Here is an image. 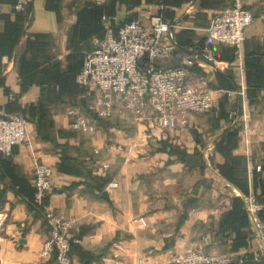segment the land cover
<instances>
[{"label": "crops", "instance_id": "obj_1", "mask_svg": "<svg viewBox=\"0 0 264 264\" xmlns=\"http://www.w3.org/2000/svg\"><path fill=\"white\" fill-rule=\"evenodd\" d=\"M232 1L29 0L18 11L16 0H0V114L22 116L28 131L0 154V264L52 263L41 254L48 211L74 220L71 264H174L189 249L264 264L252 259L259 243L247 208L254 196L264 221V0H242L253 21L240 58L218 41L210 62L197 54L211 17ZM150 7L176 23V53L156 63L180 66L196 52L193 74L215 107L175 128L122 110L91 133L72 128L68 108L94 114L95 94L75 75L103 36V17ZM36 158L52 168L41 208L32 203Z\"/></svg>", "mask_w": 264, "mask_h": 264}, {"label": "built area", "instance_id": "obj_2", "mask_svg": "<svg viewBox=\"0 0 264 264\" xmlns=\"http://www.w3.org/2000/svg\"><path fill=\"white\" fill-rule=\"evenodd\" d=\"M27 1L16 0L14 8L23 10ZM252 21V11L244 7L242 0H233L211 17L205 28L208 43L197 53L198 57L211 61L208 51L211 41L230 44L240 55L245 29ZM103 22L104 35L83 53L82 67L76 76L80 88L95 94L96 120L114 107L123 106L139 115L149 112L157 126L172 128L184 126L189 113H203L210 109V91L205 86L204 77L192 71L197 54L183 58L180 66L166 67L156 63L158 59L176 53L170 36L175 22L164 19L153 7L141 10L135 18L114 20L103 17ZM67 113L73 116L72 128L88 133L95 130L94 124L77 109L68 108ZM26 140V122L22 117L0 114V154H10L15 145ZM33 161L32 203L39 208L51 191L52 170L37 158ZM247 208L253 235L259 243L252 259L264 263V221L258 217L260 207L254 196H248ZM45 216L50 229L42 242V256H52L51 264H71L72 245L78 242L74 220L50 211ZM229 261L226 256L199 249H189L173 258L174 264H227Z\"/></svg>", "mask_w": 264, "mask_h": 264}, {"label": "rangeland", "instance_id": "obj_3", "mask_svg": "<svg viewBox=\"0 0 264 264\" xmlns=\"http://www.w3.org/2000/svg\"><path fill=\"white\" fill-rule=\"evenodd\" d=\"M28 2H29V0L26 2V4L24 5V9H25V7L28 5ZM18 11H21V10H18ZM104 28V27H103ZM104 35V34H103ZM103 37V36H102ZM101 37V38H102ZM101 38H99V39H101ZM98 39V40H99ZM206 39H207V35H206ZM208 43V39H207V41L205 42L204 41V43L201 45V46H199V49H197V53H200V51L203 49V47H204V45H205V47L207 46L206 44ZM93 46V45H92ZM92 48V47H91ZM91 48H89L88 50H90ZM88 50H86V51H88ZM233 50H234V52H235V55H236V57L237 58H240L241 57V54L239 55L238 54V52H237V50L233 47ZM86 51H84V52H86ZM209 51V53H211V49H209L208 50ZM83 52V53H84ZM195 52V51H194ZM83 53H82V57H83ZM195 54H196V52H195ZM162 66H164V65H162ZM81 67H82V58H81V63H80V67H79V69L77 70V72H76V75H75V82H76V76H77V74H78V72H79V70L81 69ZM167 67V66H166ZM202 75V74H201ZM203 76V75H202ZM80 88V87H79ZM81 90H83L82 88H81ZM211 103V102H210ZM211 105V107H210V109L211 108H213V107H215L214 105H212V104H210ZM70 108H74V107H70ZM76 109V108H75ZM117 110H122V111H125V112H130L131 114H134V116L136 117V118H139L140 120H142L141 118H144V117H148V118H150L151 120L153 119V115L152 114H150L149 112H144V114H141V115H139V114H136L133 110H131V109H128V108H126V107H123V106H118V107H114L113 108V110L112 111H110V113H108L107 115H105V116H103V117H101V118H99L98 120H96L95 119V117L94 116H90V115H86V114H83V113H81V114H83V115H85V116H87L88 117V119H89V121L91 122V123H93L94 124V128H95V130H96V127L98 126L97 124L98 123H100L102 120H104V119H107V118H109L110 116H111V114H113L115 111H117ZM122 111H118V112H122ZM79 112V111H78ZM193 113V112H192ZM190 114V113H189ZM189 114L187 115V118H186V123H187V121H188V116H189ZM11 115H14V114H11ZM95 115V114H94ZM9 116V115H8ZM20 117H22V116H20ZM23 118V117H22ZM24 119V118H23ZM25 120V119H24ZM25 122H26V120H25ZM155 123V122H154ZM155 125H156V123H155ZM186 125V124H185ZM157 126V125H156ZM159 127V126H158ZM177 127V126H176ZM172 128H175V127H172ZM26 130H27V122H26ZM76 130H79V129H76ZM94 130V131H95ZM79 131H81V132H83L82 130H79ZM84 133H88V132H84ZM89 133H91V132H89ZM27 136H28V131H27ZM27 141V140H26ZM25 141V142H26ZM24 142V143H25ZM24 143H20V144H17V145H21V144H24ZM17 145H15V146H17ZM130 147V146H129ZM131 149H132V146H131ZM131 149H129L128 148V151H130ZM33 162L34 161H32V165H33ZM104 165L105 164H103V167H104ZM50 166V165H49ZM107 167H108V164H107ZM50 168H51V166H50ZM105 168V167H104ZM51 170H52V168H51Z\"/></svg>", "mask_w": 264, "mask_h": 264}, {"label": "water", "instance_id": "obj_4", "mask_svg": "<svg viewBox=\"0 0 264 264\" xmlns=\"http://www.w3.org/2000/svg\"><path fill=\"white\" fill-rule=\"evenodd\" d=\"M235 105H236V103L232 102L231 107H230L232 112H234V110H235Z\"/></svg>", "mask_w": 264, "mask_h": 264}, {"label": "trees", "instance_id": "obj_5", "mask_svg": "<svg viewBox=\"0 0 264 264\" xmlns=\"http://www.w3.org/2000/svg\"><path fill=\"white\" fill-rule=\"evenodd\" d=\"M15 3H16V2H15ZM25 8H26V7H25ZM23 10H24V9H23ZM21 11H22V10H21ZM101 21H102V20H101ZM103 34H104V28H103ZM77 86H78V85H77ZM78 87H79V86H78ZM80 89H81V88H80ZM94 113H95V112H94ZM92 116H94V117H95V115H94V114H93ZM33 194H34V193H33ZM46 197H47V196H46ZM46 197H45V198H46ZM32 198H33V196H32ZM44 201H45V199H44ZM43 204H44V202H43ZM42 206H43V205H42ZM42 206H41V207H42ZM41 207H39V208H41ZM73 245H74V244H73ZM73 245H72V246H73Z\"/></svg>", "mask_w": 264, "mask_h": 264}]
</instances>
